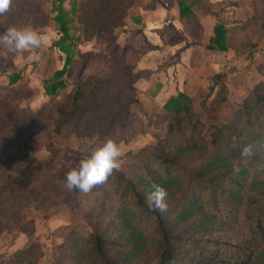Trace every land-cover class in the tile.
Instances as JSON below:
<instances>
[{"label": "trees", "instance_id": "1", "mask_svg": "<svg viewBox=\"0 0 264 264\" xmlns=\"http://www.w3.org/2000/svg\"><path fill=\"white\" fill-rule=\"evenodd\" d=\"M66 1L52 4L57 32L52 45L64 53V60L62 68L42 79L44 93L56 95L66 87L63 75L78 54L80 36L91 30L86 41L96 35L109 37L108 44L116 48L112 68L122 82L114 88L116 78L88 75L76 81L66 100L25 113L18 101L9 103L11 94L1 98L0 194L28 193L25 202L13 203L17 209L39 207L50 201V195L56 198L67 192L66 174L103 145L92 144L85 154L74 155L54 146L52 134L97 115L74 132L76 136L96 132L101 139L138 100L134 86L138 72L127 60V47L115 45L113 33L124 24L113 14L125 11L132 0L127 4L69 0L70 10ZM178 3L182 12V0ZM34 4L13 0L10 10L0 16V35L10 26L19 28L14 14L29 13L32 6L40 12V2ZM71 23L79 28L78 34L71 33ZM207 48H227L222 23L214 26ZM21 78L22 71L14 69L7 82ZM165 107L170 115L165 135L138 148L129 172L114 170L105 184L93 188V205L82 214L85 225L63 236L56 247L57 264H264V81L244 96L229 120L207 135L192 110L191 96L184 91L170 96ZM45 109L50 112L43 117ZM40 134L46 141L39 146L49 152L43 158L36 155ZM248 145L251 155L242 156ZM234 161L238 173L233 171ZM153 183L168 192V210L163 214L149 210L145 203ZM26 223L16 220L14 225L30 237L34 224ZM10 228L0 216V232ZM42 253V243L35 239L13 251L8 264H37Z\"/></svg>", "mask_w": 264, "mask_h": 264}, {"label": "rangeland", "instance_id": "2", "mask_svg": "<svg viewBox=\"0 0 264 264\" xmlns=\"http://www.w3.org/2000/svg\"><path fill=\"white\" fill-rule=\"evenodd\" d=\"M33 1L34 5L40 2L41 11L38 12L32 6L29 13L14 14L13 19L18 21L19 28L41 32L47 26L53 27L55 25L53 20L55 10L52 4L55 3V0ZM68 1L65 4L70 10L71 6L67 4ZM129 2L131 1H122L124 4ZM133 2L134 0L131 3L133 4ZM128 8L123 12L113 14L115 19L122 20L125 23ZM121 28V25L115 28L114 35ZM79 31L76 24L71 23V33L76 35ZM91 31L80 36V39H83L80 43L81 50L78 51L73 64L70 65L68 71L66 70L67 73L63 76L66 80V86L69 84V90L68 88H62L56 94L57 97L55 95L45 96L40 80L44 75H52L53 70L50 67V69L46 68L45 71L40 73V70L45 67V61L41 58L47 55L46 50H39L37 52L39 58H31L24 65L18 63L19 57L17 58V54H14L10 59L0 61V100L11 94L9 103L18 101L19 107L25 113L28 109L36 110L43 105H51L57 101L66 100L76 81L88 75L112 76L119 79V81L116 79L112 81L114 88L117 87L122 79L118 77L117 72L112 68L113 53L116 48L108 44L109 37L96 35L92 36L91 40L86 41L85 38L92 34ZM257 34L260 33H243L246 40L237 41L234 47L231 45L232 43L229 44L230 48L227 46L226 49H223L224 52L221 55H217L216 52L213 55L209 50L210 52H206L205 56L201 55L200 57L202 58V65L196 62V65H192V68L188 69L184 92L192 98V110L201 123L203 135H207L209 131L229 120L244 96L251 91L256 83L261 80L264 81V43L256 47L247 40ZM259 42L261 43V35ZM115 45L121 48L116 43ZM24 55L25 52L20 53L22 60L25 59ZM14 59H16V62H14ZM215 61L220 62L218 67L214 63ZM27 68H30V71H26ZM14 69L22 71V78L14 84H9L7 75L12 73ZM212 81L214 84L211 89L210 84ZM165 103L162 106H160V103H155L146 107H143L139 100L131 103L129 115L119 120L110 132L101 139L97 137L96 132L92 131L86 135H75V128L80 131V126L85 120L88 122L89 120L93 121V119L95 120L94 117L97 116L93 115L90 118V115H88L87 118L76 125L71 124L63 128L60 133L52 134L51 140L54 146L61 150L74 155H83L92 144H103L108 139H112L121 148L120 168L125 172H129L136 161L138 148L144 144H153L159 137L165 135L166 127L170 121L169 109L165 107ZM43 112V117H45L50 109H45ZM44 141H46L45 138L40 134L36 138L35 144L39 146ZM48 154L49 152L45 147L39 146L36 150V155L41 158ZM27 194L26 192L16 193L15 195L0 194V216L4 223L11 227L0 232V264H8L12 261L11 254L14 247L22 245L25 247L35 239L42 243L43 249L37 264H57V245L62 242L63 236L71 228L80 229L81 226L84 227L85 222L82 214L93 205L96 193L93 189L87 194L79 190L67 191L57 195L56 198L50 195L47 198L50 201L39 207L25 205L26 207L17 209L14 204L25 202ZM16 220L21 221V223L27 222L25 226L29 225L30 220L33 221L34 234L28 237L24 232L18 230V227L14 225Z\"/></svg>", "mask_w": 264, "mask_h": 264}, {"label": "crops", "instance_id": "3", "mask_svg": "<svg viewBox=\"0 0 264 264\" xmlns=\"http://www.w3.org/2000/svg\"><path fill=\"white\" fill-rule=\"evenodd\" d=\"M178 2L179 0H134L127 10L126 22L116 31L115 43L120 47H127V60L133 71L138 72L134 86L143 107L155 103L162 106L170 96L184 91L188 69L196 65V62L203 64L201 55L205 56L210 51L213 55L215 52L217 55L223 54L221 49L207 48L217 23H222L226 29L229 48L231 43L234 47L237 41L246 40L243 35L245 32L260 33L247 39L252 42L251 45L258 47L264 43V18L260 17L261 14L264 15V0H182V12ZM37 33L47 39L40 48L23 51V60L20 53H17L18 63L24 65L31 58H39V50H46L47 56L41 58L45 61V67L40 73L50 67L53 71L62 68L64 53L52 45L57 36L54 26H47ZM80 47L79 43L77 52L81 50ZM214 63L218 67L220 62ZM69 68L70 65L67 71ZM25 70L30 71V68ZM46 77L48 75H44L42 79ZM65 88L69 90V84ZM23 246L14 247L13 251Z\"/></svg>", "mask_w": 264, "mask_h": 264}, {"label": "clouds", "instance_id": "4", "mask_svg": "<svg viewBox=\"0 0 264 264\" xmlns=\"http://www.w3.org/2000/svg\"><path fill=\"white\" fill-rule=\"evenodd\" d=\"M13 0H0V16L10 10ZM47 38L34 30L10 26L0 35V58L7 59L9 54L21 53L28 49L40 48ZM236 138L233 137V147H236ZM252 148L250 145L242 149V156H250ZM122 152L120 146L108 139L102 146L91 152L87 159L79 161L77 167L72 168L65 177L63 187L72 192L74 189L82 193H89L98 185H103L113 174L114 170L120 168L119 157ZM233 171L238 173L240 167L238 162H233ZM151 191L146 194L145 203L149 210L159 211L161 214L167 212L168 204L167 190L153 183Z\"/></svg>", "mask_w": 264, "mask_h": 264}, {"label": "water", "instance_id": "5", "mask_svg": "<svg viewBox=\"0 0 264 264\" xmlns=\"http://www.w3.org/2000/svg\"><path fill=\"white\" fill-rule=\"evenodd\" d=\"M213 84H214V83H213V81H212L211 84H210V88H211V89L213 88Z\"/></svg>", "mask_w": 264, "mask_h": 264}]
</instances>
